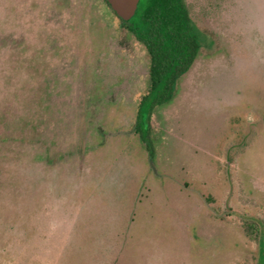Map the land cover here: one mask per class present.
<instances>
[{"label":"rangeland","instance_id":"rangeland-1","mask_svg":"<svg viewBox=\"0 0 264 264\" xmlns=\"http://www.w3.org/2000/svg\"><path fill=\"white\" fill-rule=\"evenodd\" d=\"M184 3L200 46L148 112L105 0H0V264L264 263V0Z\"/></svg>","mask_w":264,"mask_h":264},{"label":"trees","instance_id":"trees-1","mask_svg":"<svg viewBox=\"0 0 264 264\" xmlns=\"http://www.w3.org/2000/svg\"><path fill=\"white\" fill-rule=\"evenodd\" d=\"M130 20L133 25L128 29L144 44L149 56L150 88L144 99H150L147 103L150 112L153 105L170 93L175 80L193 61L200 36L184 0H140ZM260 241L262 252L264 242Z\"/></svg>","mask_w":264,"mask_h":264},{"label":"water","instance_id":"water-1","mask_svg":"<svg viewBox=\"0 0 264 264\" xmlns=\"http://www.w3.org/2000/svg\"><path fill=\"white\" fill-rule=\"evenodd\" d=\"M112 11L123 21H129L136 13L140 0H106ZM264 264V263H263Z\"/></svg>","mask_w":264,"mask_h":264}]
</instances>
